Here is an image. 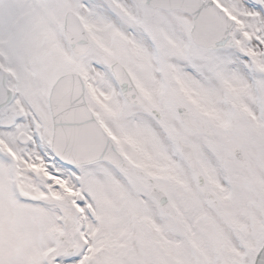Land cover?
<instances>
[{
	"label": "snow or ice",
	"instance_id": "6c2138e0",
	"mask_svg": "<svg viewBox=\"0 0 264 264\" xmlns=\"http://www.w3.org/2000/svg\"><path fill=\"white\" fill-rule=\"evenodd\" d=\"M0 264H264V0H0Z\"/></svg>",
	"mask_w": 264,
	"mask_h": 264
}]
</instances>
